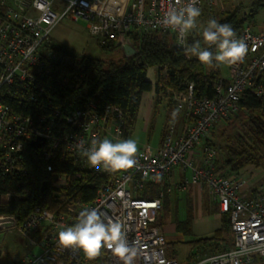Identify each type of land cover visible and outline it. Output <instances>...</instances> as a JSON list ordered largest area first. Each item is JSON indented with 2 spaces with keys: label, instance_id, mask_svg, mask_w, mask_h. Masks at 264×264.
Instances as JSON below:
<instances>
[{
  "label": "built area",
  "instance_id": "obj_1",
  "mask_svg": "<svg viewBox=\"0 0 264 264\" xmlns=\"http://www.w3.org/2000/svg\"><path fill=\"white\" fill-rule=\"evenodd\" d=\"M174 6L179 7L175 0H0V175L23 173L31 156L40 162L42 186L45 182V190L59 203L54 209L37 204L7 229L17 230L40 249L16 264H124L109 249L90 261L81 250L60 245L59 231L74 225L85 208L97 209L105 221L122 224L133 253L130 264H180L169 253L171 245L158 214L166 190H186L194 183L206 186L220 212L230 214L233 239L227 250L192 264H257L264 259V180L255 184L256 194L245 195L252 181L242 174L218 171V150L207 143L213 125L239 110L245 91L264 95V84L259 82L264 73V31H256L247 21L236 33L247 45V55L242 62L221 64L227 75L219 79L214 96H196L194 82L174 94L178 110L185 114L181 130L178 119H171L162 142L140 144L137 165L127 171H97L78 147H90L94 138L127 139L121 108L100 110L95 101L53 105L54 85H67L71 79L52 78L59 42L51 34L62 20L87 22L91 36L101 44H114L126 56L137 53L132 30L169 33L186 51L191 32L181 43L178 33L161 23ZM197 7L201 13L206 8L224 9V0H198ZM38 140L40 146L34 148L32 143ZM179 169L184 176L179 174L170 183ZM78 184L95 187V197L80 199ZM150 185L157 186L158 195L141 196ZM19 196L15 190L5 194L7 199Z\"/></svg>",
  "mask_w": 264,
  "mask_h": 264
},
{
  "label": "trees",
  "instance_id": "obj_2",
  "mask_svg": "<svg viewBox=\"0 0 264 264\" xmlns=\"http://www.w3.org/2000/svg\"><path fill=\"white\" fill-rule=\"evenodd\" d=\"M260 1L254 2V6ZM243 9L244 7L239 5L234 10H221L216 20L218 23L230 25L235 33L239 34L245 22L253 16V14L245 15ZM205 10L201 13L200 20ZM131 37L137 48V53L131 56L123 54L119 58L111 59L80 54L57 43L55 46L57 60L52 68V78L55 80L62 75H68L71 79L67 85L64 83L54 85L53 105L65 102L66 105L72 106L80 102L86 104L95 101L100 110H104L108 106H117L124 111L123 136L130 138L138 124L139 110L145 92L152 89L156 91L149 119L148 136H152L156 129L162 95H168L170 102L174 104V94L188 90L190 82L195 84L194 94L196 96L215 95L216 86L222 76L221 65L209 68L202 64L196 56L190 54L189 57L185 48L177 46L173 35L163 31L139 32L132 30ZM196 42H199L201 47H209L204 42L202 32L199 30L191 32L188 47ZM100 45L105 51L115 50L117 47L111 43H100ZM209 50L217 51L215 46ZM152 67H156L157 70L155 83L147 77V72ZM259 82L264 84V73L259 78ZM172 113L170 112L166 116L165 124H163L164 132H161L163 136L160 137V141L165 135L169 121L179 116L178 112ZM231 117H233L232 122L230 117L219 119L217 122L227 123V126L232 125V129L240 136V141L236 145L227 142V128L222 129L219 134L215 132L214 128L217 122L211 128L215 140L207 138V143L214 145L218 150L217 167L218 171L224 175L240 174L248 164L261 166L260 149L264 150V95H257L254 89L245 91L240 100L239 110ZM225 142L226 144H224ZM43 178L44 173L40 162L31 156L27 159L26 170L23 173L0 175V216H15L19 224L37 204L52 209L56 208L59 204L57 199L53 198L48 190L42 189L41 180ZM77 188L78 195L83 201L95 197V187L78 184ZM12 190L17 191L20 196L7 199L5 194ZM158 191L157 186L150 185L140 195L155 197L158 195ZM165 201L164 199L163 209L170 205L165 204ZM191 221L192 213L185 221L176 222L177 230L191 235ZM230 231V214L223 213L219 229L208 237L192 239V243L196 241L200 245L208 247L209 254L225 251L232 244V240L228 237Z\"/></svg>",
  "mask_w": 264,
  "mask_h": 264
},
{
  "label": "clouds",
  "instance_id": "obj_3",
  "mask_svg": "<svg viewBox=\"0 0 264 264\" xmlns=\"http://www.w3.org/2000/svg\"><path fill=\"white\" fill-rule=\"evenodd\" d=\"M198 0H175L179 7H170L163 15V26L174 29L184 43L188 34L198 28L201 10L197 7ZM204 42L208 48H201L199 42L186 48L198 60L209 68L221 64L233 65L242 62L247 55V45L236 38L234 29L228 24L218 23L209 19L202 31ZM215 46L217 51H210ZM82 149V155L88 164L97 171H127L137 165L138 145L134 139L113 142L109 138L93 139L91 146ZM59 243L66 248L79 249L88 260L101 256L104 249L111 250L120 257L124 264H130L132 250L124 236L123 226L119 222L105 221L103 215L95 208H85L79 213L78 221L64 227L58 233Z\"/></svg>",
  "mask_w": 264,
  "mask_h": 264
},
{
  "label": "rangeland",
  "instance_id": "obj_4",
  "mask_svg": "<svg viewBox=\"0 0 264 264\" xmlns=\"http://www.w3.org/2000/svg\"><path fill=\"white\" fill-rule=\"evenodd\" d=\"M258 0H224V9L219 7H214L213 9H206L205 13L201 20H199V31H203V27L207 25L209 19H217L219 12L221 10H234L239 5L244 7L245 15L253 16L249 19L252 27L256 31H264V0H261L254 6V2ZM212 12V13H211ZM211 13V14H210ZM87 22L80 20L78 22L71 21L69 19L62 20L52 31V37L57 42L69 47L73 51L80 54H87L92 57H101L106 59L111 58H119L123 55L121 49L116 47L115 50L105 51L102 49L100 45V41L91 36L87 30ZM175 40V39H173ZM207 48L206 46L201 47ZM222 75L223 73L227 75V68L224 65H221ZM161 100L163 101V105L161 106L160 114L157 118L156 129L153 132L152 136H148L147 129H144V122L141 121L137 125L135 131L131 134L130 139H134L139 144H150L152 146H156L159 143L160 135L163 129V124H165L166 116L170 113L171 110L166 111L164 106L167 103H170V97L168 95L161 96ZM230 121H233V117L230 116ZM224 128H227V142L229 144L236 145L240 140L239 134L232 129V125L227 126V123L217 122L216 127L214 128L217 134ZM225 135V137H226ZM208 138L210 140H215V136L212 131L210 132ZM248 138V137H246ZM252 142V141H251ZM226 144V142L224 143ZM248 144V143H247ZM261 156L260 163L261 166H256L254 164H248L247 170L252 168L251 175L255 174L258 182L264 180V150L260 149ZM222 153L220 152V155ZM176 195V194H174ZM172 195V196H174ZM179 199L172 198L169 207L162 208V214L159 216L158 221L159 224L162 225L164 233L166 235L167 240H171V248L178 251L181 256V259H184L186 252L192 246V239H194L193 233L191 235H186L182 231H176L175 225L179 220L185 221L187 218L178 214ZM0 252V264H16L21 261L26 255L31 254L32 252H39L40 249L35 244H32L29 239L25 236L21 235L17 230L7 231L5 235L4 242L2 243Z\"/></svg>",
  "mask_w": 264,
  "mask_h": 264
},
{
  "label": "crops",
  "instance_id": "obj_5",
  "mask_svg": "<svg viewBox=\"0 0 264 264\" xmlns=\"http://www.w3.org/2000/svg\"><path fill=\"white\" fill-rule=\"evenodd\" d=\"M156 76H157L156 67L150 68L147 72L148 79L155 83ZM155 96H156L155 89L145 92L143 94L142 102H141V106L139 110L138 124L139 122L143 121L144 129L145 130L147 129V132L149 129V119L152 114ZM173 100H174V104L171 102L167 103L164 106V108L168 112L169 110H171L170 112H173L172 114H174V112L179 113V116L177 118L178 128L179 130H181V127L183 126L184 121H185V114L183 110H178L174 97H173ZM163 101L164 100H161L160 108L163 105ZM163 129H162V133L164 132ZM162 133L160 137L163 136ZM160 140L161 139H159V143L157 145H159L160 142H162ZM248 167L247 166L244 167L240 172V174L248 177L250 181H252L251 186H247L244 192V194L247 196L256 194L254 187H255V184L258 183V179H256L255 174L251 175V171H252L251 166L247 170ZM179 174L184 176V173L181 172L180 169L178 171L176 170L170 183H175L177 180V176H179ZM187 174L190 175V171H188ZM172 198L179 199L178 207L176 210L178 214H180V211H181V215L187 218L190 215V213H192L191 227H192V233L194 235V239H198L200 237H208L221 227L223 213L220 212L218 202L212 197L211 193L209 192L206 186H201L200 184L194 183V184H191L189 188L186 190H180L177 187L174 188L172 191L166 190L165 196H164V199L166 200L165 204H170ZM161 214L162 212H160V215ZM175 228L177 229L176 225H175ZM176 231L178 232V230ZM228 237H230V240L233 239L232 230L229 232ZM168 242L171 245V240H168ZM169 253L172 256L174 255L178 257L180 260V264H192L193 260L197 261L200 258H203L209 254L208 247H204L200 245L199 243H197L196 241H194L191 248L186 252L184 259H181L180 254L175 249L170 248ZM257 264H264V259L259 258V260L257 261Z\"/></svg>",
  "mask_w": 264,
  "mask_h": 264
},
{
  "label": "water",
  "instance_id": "obj_6",
  "mask_svg": "<svg viewBox=\"0 0 264 264\" xmlns=\"http://www.w3.org/2000/svg\"><path fill=\"white\" fill-rule=\"evenodd\" d=\"M32 145L34 146V148H38L40 146V141L39 140L34 141ZM42 189L43 190L46 189L45 182L43 183ZM16 222H17V219L14 216H0V247L2 243L4 242L7 229L14 226Z\"/></svg>",
  "mask_w": 264,
  "mask_h": 264
}]
</instances>
